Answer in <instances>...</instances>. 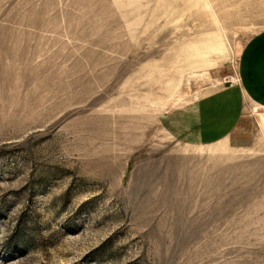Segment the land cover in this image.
<instances>
[{
	"label": "rangeland",
	"instance_id": "rangeland-1",
	"mask_svg": "<svg viewBox=\"0 0 264 264\" xmlns=\"http://www.w3.org/2000/svg\"><path fill=\"white\" fill-rule=\"evenodd\" d=\"M264 0H0V264H264V107L197 141Z\"/></svg>",
	"mask_w": 264,
	"mask_h": 264
},
{
	"label": "crops",
	"instance_id": "crops-1",
	"mask_svg": "<svg viewBox=\"0 0 264 264\" xmlns=\"http://www.w3.org/2000/svg\"><path fill=\"white\" fill-rule=\"evenodd\" d=\"M264 107V31L245 47L238 84L202 97L197 105V141L212 143L232 138L244 115L245 100Z\"/></svg>",
	"mask_w": 264,
	"mask_h": 264
}]
</instances>
